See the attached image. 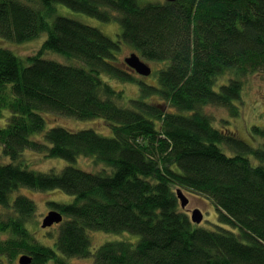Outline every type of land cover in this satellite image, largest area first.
Segmentation results:
<instances>
[{
    "label": "trees",
    "instance_id": "obj_1",
    "mask_svg": "<svg viewBox=\"0 0 264 264\" xmlns=\"http://www.w3.org/2000/svg\"><path fill=\"white\" fill-rule=\"evenodd\" d=\"M39 1L33 7L0 0L2 38L24 42L47 33L41 50L24 58L0 47V118L10 112L0 126V144L11 159L0 163V205L13 209L0 217V264H20L22 254L33 257L31 264H69V258L89 256L93 264H264V147L251 146L231 128H217L201 111L215 105L240 114L234 102L241 99V76L264 71V0ZM57 3L104 21L112 18L109 10L119 12L121 40L89 23L54 16ZM121 41L146 60L167 62L159 87L138 81L117 61L113 52ZM45 50L89 68L43 58ZM228 71L234 78L216 87ZM102 74L137 81L143 93L122 106L116 101L122 91ZM152 90L165 100L161 107L145 100ZM50 114L101 118L111 136L93 128H47ZM253 128L264 138V128ZM27 149L69 162L93 157L102 167L36 171L18 162ZM20 187L75 197L49 202L67 217L55 248L28 228L36 202L25 195L11 201ZM178 189L209 199L218 228L190 220ZM89 230L130 231L140 239L106 242L93 253Z\"/></svg>",
    "mask_w": 264,
    "mask_h": 264
},
{
    "label": "rangeland",
    "instance_id": "obj_2",
    "mask_svg": "<svg viewBox=\"0 0 264 264\" xmlns=\"http://www.w3.org/2000/svg\"><path fill=\"white\" fill-rule=\"evenodd\" d=\"M20 1L23 2V4H29L33 7L41 6V4H39V0ZM165 1L166 0H140V4L144 5L147 3H163ZM56 8L57 10L54 16H66L76 19L77 21L79 20L82 23H89V25L99 28L110 38L114 40H121L119 38L122 31V25L120 22L121 14L119 12L109 10L112 13V18L109 21H104L84 12L74 10L63 3H57ZM46 34V32H42L40 35H38V37L24 42L7 40L0 36V47L8 48L15 55L24 58L28 55L37 54L41 50L42 45L47 37ZM121 42L120 48L113 52L115 53L118 62L124 61V58L129 56L131 52H137L128 43L124 41ZM42 57L65 64L89 68L79 59L68 58L63 54L54 52L52 50L43 51ZM144 60L147 61V63L152 68L150 75L144 76L135 71L128 72H130V74H134V77H136L138 81H143L152 88H155V86L159 87V72L166 66L167 62H153L146 60L145 58ZM234 76L235 75L232 71L226 72L223 74V76L219 77L216 87H218L220 84L227 83L228 79L234 78ZM101 77L117 90L122 91L123 96L116 99L117 103L122 106L132 105L131 100L134 99L135 101V99L140 97L142 95L141 93H143L137 81H121L106 74H102ZM240 79L243 81L241 99L234 102L240 106L241 112L239 115L231 114V112L226 107L215 105H206L201 108V111L203 113L209 114L213 118L212 123L219 129L224 130L226 127L231 128V130H235L237 136H239L242 140H245L246 142H249L255 146H264V138L261 136L258 137L257 134H254L253 128L254 126L258 128H264V71L248 73L245 76H241ZM145 100L148 101L150 105H156L158 107H161L162 104H165V100L162 98V96L154 92V90H152L151 93L145 95ZM165 109H168V107H165ZM9 115L10 112L5 110L4 116L0 118V126H4L7 123ZM49 120L51 123L47 122V128L56 125H61L75 131L84 128H93L102 135L111 136V130L108 128L107 122L101 118L78 120L71 117L50 114ZM42 135V132L36 133L34 137L41 138ZM226 151L230 154L232 153V151L229 149H226ZM10 161L11 159L3 154L2 145L0 144V163H7ZM18 162L29 169L43 172L50 170L60 172L68 164L84 169V171H96L102 167V165H96L93 157L81 156L77 158V160H74V162H69L62 158L48 157L43 152L41 153L34 150L30 151V149L25 150L24 153L20 155ZM17 195L28 196L36 202V212L34 217L32 216L33 218L28 223V228L31 230L36 240H38L40 243L55 248V243L58 238L57 236L59 235L60 229L62 228L61 225L64 224V222L67 220V217H65V220L61 223H56L48 227H42L43 219L45 215H47L48 211L51 209H56L55 207L51 206L49 202L54 201L58 203H71L74 201L75 197L71 194H66L64 191L59 189L40 191L28 187H20L18 190L12 193V196H10L11 201H13ZM186 195L190 198V203L184 209L189 211L188 209L200 208L203 213V220L198 224L196 223L197 226L203 227L204 229H217L219 222L218 218H216L217 212L214 208V204L209 199L202 196H198L197 198V196L193 194ZM179 202L181 204V200ZM12 211V208H6L0 205V217L11 214ZM88 235L91 238L93 253L99 247V245L106 242L110 243V241L127 240L136 243L140 239L139 234L131 233L130 231H122L119 233L106 232L103 230H89ZM2 236V238H6L10 235L8 233H3ZM68 262L69 264H93V256H89L87 258L72 257L68 259Z\"/></svg>",
    "mask_w": 264,
    "mask_h": 264
},
{
    "label": "water",
    "instance_id": "obj_3",
    "mask_svg": "<svg viewBox=\"0 0 264 264\" xmlns=\"http://www.w3.org/2000/svg\"><path fill=\"white\" fill-rule=\"evenodd\" d=\"M166 1L174 2L177 0ZM124 63L137 73L144 76H148L149 74H151L150 72H152V68L146 62H144L140 55L135 52H132L128 57H126ZM178 195L181 199V205L183 207L187 206L189 204V198L181 190H178ZM191 219L194 223L197 224L203 220V213L200 208H194L191 214ZM62 220L63 215L61 212L57 210H51L47 215H45L42 227L52 226L54 223L56 224L62 222ZM18 260L20 264H31V262L33 261V257L29 254H22Z\"/></svg>",
    "mask_w": 264,
    "mask_h": 264
},
{
    "label": "bare ground",
    "instance_id": "obj_4",
    "mask_svg": "<svg viewBox=\"0 0 264 264\" xmlns=\"http://www.w3.org/2000/svg\"><path fill=\"white\" fill-rule=\"evenodd\" d=\"M195 33H193V34H191V36H193ZM122 43V42H121ZM125 61V60H124ZM150 75V74H149ZM142 94V93H141ZM96 119V118H95ZM217 127V126H216ZM218 128V127H217ZM222 130V129H221ZM258 137H260L259 135H258ZM146 139H145V137H140L139 139H138V141H145ZM248 144H250L249 142H248ZM251 146H253V147H258V148H260V147H264V146H255V145H253V144H250ZM255 161V160H254ZM256 162V161H255ZM18 188H15L14 190H13V192H15L16 190H17ZM178 190H181L185 195H186V193L182 190V189H178ZM178 190H177V196H178V198L177 199H179V201L181 200L180 198H179V195H178ZM12 192V193H13ZM187 196V195H186ZM188 197V196H187ZM189 198V197H188ZM14 200V199H13ZM182 206V205H181ZM187 206H185V207H183L182 206V209H184V208H186ZM51 210H57V209H51ZM51 210H49L48 211V213L51 211ZM185 211H186V209H184ZM189 211H187L188 212V214H189V212H190V217H191V214H192V211L194 210V209H188ZM57 211H59V210H57ZM60 212V211H59ZM47 213V214H48ZM62 215H63V220H62V222L65 220V215L62 213ZM45 218V217H44ZM44 220V219H43ZM190 220H192V219H190ZM43 223V222H42ZM61 223V222H60ZM55 224V223H54Z\"/></svg>",
    "mask_w": 264,
    "mask_h": 264
},
{
    "label": "crops",
    "instance_id": "obj_5",
    "mask_svg": "<svg viewBox=\"0 0 264 264\" xmlns=\"http://www.w3.org/2000/svg\"><path fill=\"white\" fill-rule=\"evenodd\" d=\"M167 2H169V1H167ZM131 53H132V52H131ZM131 53H130V54H131ZM135 53H137V52H135ZM137 54H138V53H137ZM138 55H140V54H138ZM140 56H141V55H140ZM126 57H128V56H126ZM126 57H125V58H126ZM125 58H124V60H125ZM141 58L144 60V58H143L142 56H141ZM121 62H123V61H121ZM124 62H125V61H124ZM144 62L147 63V61H145V60H144ZM147 64H148V63H147ZM148 65H149V64H148ZM149 66H150V65H149ZM150 67H151V66H150ZM131 69H132V68H131ZM132 71H134V70L132 69ZM135 72H136V71H135Z\"/></svg>",
    "mask_w": 264,
    "mask_h": 264
},
{
    "label": "flooded vegetation",
    "instance_id": "obj_6",
    "mask_svg": "<svg viewBox=\"0 0 264 264\" xmlns=\"http://www.w3.org/2000/svg\"><path fill=\"white\" fill-rule=\"evenodd\" d=\"M124 62V61H123ZM127 69L132 70L127 64L124 65ZM190 199V198H189ZM190 203V200H189Z\"/></svg>",
    "mask_w": 264,
    "mask_h": 264
}]
</instances>
